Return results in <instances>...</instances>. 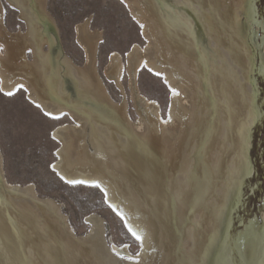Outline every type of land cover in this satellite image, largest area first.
<instances>
[{"label":"bare ground","instance_id":"obj_1","mask_svg":"<svg viewBox=\"0 0 264 264\" xmlns=\"http://www.w3.org/2000/svg\"><path fill=\"white\" fill-rule=\"evenodd\" d=\"M120 1L149 44L112 53L103 74L104 34L90 18L76 28L80 66L62 47L48 0H0V86L7 97L25 92L52 121H71L52 131L59 147L51 170L63 183H98L111 211L142 237L124 225L141 251L111 244L97 213L79 234L58 200L8 181L0 148V264H264L263 222L239 219L235 229L253 173V131L264 119V45L251 36L254 26L264 36L257 3ZM6 3L26 31L7 27ZM144 71L170 92L166 119L140 88Z\"/></svg>","mask_w":264,"mask_h":264},{"label":"rangeland","instance_id":"obj_2","mask_svg":"<svg viewBox=\"0 0 264 264\" xmlns=\"http://www.w3.org/2000/svg\"><path fill=\"white\" fill-rule=\"evenodd\" d=\"M48 1L50 14L60 28L62 47L80 66L85 63V53L79 45L76 28L89 18L92 28L104 34L98 60L100 72L103 74L112 53L119 52L126 56L133 45L138 44L146 48L149 44L142 34L140 25L120 0ZM255 2L264 24V0H255ZM5 16L6 25L12 32L26 31V24L20 20L19 13L7 3ZM251 34L254 41L258 44L262 43L263 47L262 31L254 26ZM29 58L33 59L32 54H29ZM127 78L125 85L128 88L130 79ZM107 83L116 100L123 101L115 85L108 81ZM259 87L263 103L262 79ZM140 88L148 98L159 102L163 118H168L170 92L163 84V80L144 71L140 75ZM129 95L131 115L134 121H138L139 115L132 102L130 91ZM26 97L25 92L15 97H7L0 86V148L4 156L8 181L23 185L34 184L42 196L58 200L64 213L81 235L89 230L87 217L93 213L101 215L106 221L109 242L119 247L126 246L133 255H138L141 246L128 234L122 221L108 207L101 191L91 187L68 186L51 170L52 164L56 161V149L59 147L53 139L52 131L58 125L71 121L50 120L29 103ZM251 162L253 173L244 186V204L235 215L237 224L235 229L240 224L239 219L248 220L250 217L256 221L255 223L264 224L262 213L264 212V119L263 123L253 131Z\"/></svg>","mask_w":264,"mask_h":264},{"label":"snow or ice","instance_id":"obj_3","mask_svg":"<svg viewBox=\"0 0 264 264\" xmlns=\"http://www.w3.org/2000/svg\"><path fill=\"white\" fill-rule=\"evenodd\" d=\"M173 94L174 95H178L179 93H176L174 90H173ZM5 95H8V96H11L13 95L12 92H5ZM37 107H39V105H37ZM47 115V113H46ZM53 170H55V168H53ZM61 179L62 180H65V183H68L70 185H79V184H85V185H88V186H92V187H96V188H101V186L98 184V183H92V184H89V182L87 181H82V180H66L65 177L61 176ZM101 191H105L103 188H101ZM105 198L107 199V193L105 191ZM111 207V205H109ZM118 215H120L121 219L124 221V225L125 227L128 229V232L131 233V235L138 241H142V237L139 235L138 231L136 230L135 227H133L128 221L127 219L124 217L123 214L121 213H117Z\"/></svg>","mask_w":264,"mask_h":264},{"label":"water","instance_id":"obj_4","mask_svg":"<svg viewBox=\"0 0 264 264\" xmlns=\"http://www.w3.org/2000/svg\"><path fill=\"white\" fill-rule=\"evenodd\" d=\"M106 203H107V201H106Z\"/></svg>","mask_w":264,"mask_h":264}]
</instances>
